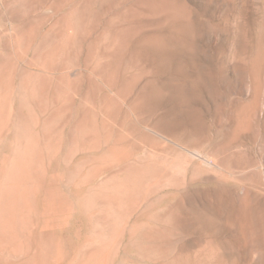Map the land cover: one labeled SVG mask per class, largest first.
<instances>
[{"label": "rangeland", "instance_id": "obj_1", "mask_svg": "<svg viewBox=\"0 0 264 264\" xmlns=\"http://www.w3.org/2000/svg\"><path fill=\"white\" fill-rule=\"evenodd\" d=\"M0 145V264H264V0H0Z\"/></svg>", "mask_w": 264, "mask_h": 264}, {"label": "bare ground", "instance_id": "obj_2", "mask_svg": "<svg viewBox=\"0 0 264 264\" xmlns=\"http://www.w3.org/2000/svg\"><path fill=\"white\" fill-rule=\"evenodd\" d=\"M24 83V82H23ZM18 97H19V95H18ZM8 98V97H7ZM20 98V97H19ZM6 104V103H5ZM13 110V109H12ZM26 110V109H25ZM28 112V111H27ZM24 113V112H23ZM19 114V113H18ZM21 114V113H20ZM24 116H22V118H23ZM25 118H27L26 116H25ZM22 121H23V119H22ZM30 121V120H29ZM4 123V122H3ZM22 132V131H21ZM23 133V132H22ZM22 133H20V134H22ZM23 135V134H22ZM35 135V134H34ZM19 136V135H18ZM26 138V137H25ZM31 138H32V136H31ZM30 139V138H29ZM20 142V141H19ZM5 145V144H4ZM3 145V146H4ZM20 145V144H19ZM36 145V144H35ZM1 146V145H0ZM17 146V145H16ZM17 148V147H16ZM42 150V149H41ZM0 151H1V149H0ZM25 151V150H24ZM23 152V151H22ZM41 153V152H40ZM18 155V154H17ZM43 155V154H42ZM13 157H15V156H13ZM33 157V156H32ZM1 158V157H0ZM35 158V157H34ZM14 160V159H13ZM22 160V159H21ZM15 163V162H14ZM13 163V164H14ZM33 163H34V161H33ZM25 165V164H24ZM14 172V171H13ZM12 172V173H13ZM18 172V171H17ZM69 173V172H68ZM27 174V173H26ZM14 175V174H13ZM5 181V180H4ZM19 195V194H18ZM6 204V203H5ZM17 204V203H16ZM11 205V204H10ZM21 206H22V204H21ZM6 207V206H5ZM8 207V206H7ZM12 209V208H11ZM13 215V214H12ZM7 226V225H6ZM5 226V227H6ZM4 227V226H3ZM4 230V229H3ZM2 246V245H1Z\"/></svg>", "mask_w": 264, "mask_h": 264}]
</instances>
